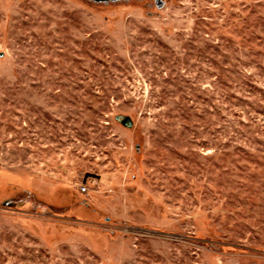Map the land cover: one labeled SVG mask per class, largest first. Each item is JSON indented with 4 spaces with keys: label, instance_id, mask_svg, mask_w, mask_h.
Listing matches in <instances>:
<instances>
[{
    "label": "rangeland",
    "instance_id": "1",
    "mask_svg": "<svg viewBox=\"0 0 264 264\" xmlns=\"http://www.w3.org/2000/svg\"><path fill=\"white\" fill-rule=\"evenodd\" d=\"M0 264H264V0H0Z\"/></svg>",
    "mask_w": 264,
    "mask_h": 264
},
{
    "label": "built area",
    "instance_id": "2",
    "mask_svg": "<svg viewBox=\"0 0 264 264\" xmlns=\"http://www.w3.org/2000/svg\"><path fill=\"white\" fill-rule=\"evenodd\" d=\"M79 191L81 194H86V193H88L89 190H88L87 186H81L79 188Z\"/></svg>",
    "mask_w": 264,
    "mask_h": 264
},
{
    "label": "water",
    "instance_id": "3",
    "mask_svg": "<svg viewBox=\"0 0 264 264\" xmlns=\"http://www.w3.org/2000/svg\"><path fill=\"white\" fill-rule=\"evenodd\" d=\"M92 1L98 3H104V2H115V1H126V0H92Z\"/></svg>",
    "mask_w": 264,
    "mask_h": 264
}]
</instances>
